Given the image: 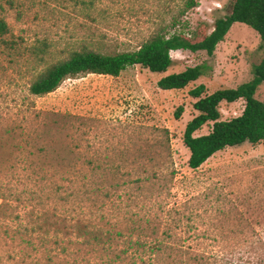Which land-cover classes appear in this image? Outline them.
I'll return each instance as SVG.
<instances>
[{"label":"rangeland","instance_id":"obj_1","mask_svg":"<svg viewBox=\"0 0 264 264\" xmlns=\"http://www.w3.org/2000/svg\"><path fill=\"white\" fill-rule=\"evenodd\" d=\"M233 0H197L170 33L198 39L200 25ZM182 0H0V264H264V141L226 147L197 169L182 142L197 114L188 91L235 88L264 54L259 34L235 22L214 52L172 50L155 73L140 65L116 77L65 79L43 96L29 84L82 45L134 50L169 23ZM45 44L42 60L36 48ZM202 75L183 89L157 81L187 67ZM255 97L264 102V81ZM182 106L179 118L174 112ZM244 101L221 102L222 120ZM211 123L195 135L206 134ZM88 222L87 244L64 223ZM58 222L57 226L55 223Z\"/></svg>","mask_w":264,"mask_h":264},{"label":"trees","instance_id":"obj_2","mask_svg":"<svg viewBox=\"0 0 264 264\" xmlns=\"http://www.w3.org/2000/svg\"><path fill=\"white\" fill-rule=\"evenodd\" d=\"M197 6V0H182V5L176 15H173L166 25H161L143 40L134 50H123L105 53L101 50L82 45L69 52L66 58L50 63L37 73L29 84V93L43 96L59 87L67 78H76L85 74L118 76L127 67L140 65L150 72H165L172 65L170 51L188 50L191 52L205 51L213 56L217 45L224 40L226 34L235 22L243 23L253 28L260 37V48H264V0H233L231 9L224 17L214 21L213 29L207 32V26L200 25L198 39H189L184 32L170 33V29L180 25V20L192 8ZM9 32V27L0 19V35ZM47 51L43 43L36 48V54L42 60V54ZM203 73V66L187 67L180 72L170 73L157 81L162 90L183 89L189 83L196 81ZM264 81V54L258 63L252 66V78L235 88H222L210 94H205V85L199 84L188 91L195 99L193 108L197 111L186 124L182 142L189 151L187 164L191 169L200 167L209 157L226 148L243 143L258 144L264 141V102L255 97L259 85ZM244 101L240 115L228 120H222L219 110L221 102ZM183 107L174 112L179 118ZM211 123V129L206 134L195 135L204 124ZM0 211L8 208V201L2 197ZM58 222L55 223L57 226ZM66 233H75L84 238V242H102L100 230L91 229L88 222L80 221L64 223Z\"/></svg>","mask_w":264,"mask_h":264}]
</instances>
